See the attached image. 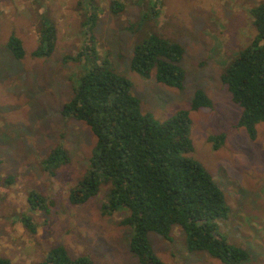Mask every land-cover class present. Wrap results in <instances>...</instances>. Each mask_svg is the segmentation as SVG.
Listing matches in <instances>:
<instances>
[{
  "label": "rangeland",
  "instance_id": "1",
  "mask_svg": "<svg viewBox=\"0 0 264 264\" xmlns=\"http://www.w3.org/2000/svg\"><path fill=\"white\" fill-rule=\"evenodd\" d=\"M112 1L0 0V257L33 264L63 245L72 257L88 256L92 264L138 263L130 250L132 228L122 224L128 211L103 213L110 183L86 203L69 198L89 171L97 143L86 122L62 112L83 70V63L69 56L80 51L85 22L96 12L99 54L132 81L142 111L160 121L190 111L191 155L212 174L231 209L219 222L220 231L249 253L241 264H264V122L252 138L239 125L243 108L222 79L256 35L249 11L264 0H121L125 9L117 13ZM44 23L56 27V47L52 55L36 57ZM152 34L183 47L182 88L159 82L156 70L145 78L132 69L136 45ZM11 36L22 40L23 58L10 51ZM199 90L212 107L192 109ZM220 135L223 140H210ZM58 146L70 161L58 168L49 163L51 173L44 161ZM31 191L44 196V209L31 207ZM26 216L36 224L35 233L26 227ZM172 237L149 234L165 264H226L207 251L189 250L181 227H174Z\"/></svg>",
  "mask_w": 264,
  "mask_h": 264
},
{
  "label": "trees",
  "instance_id": "2",
  "mask_svg": "<svg viewBox=\"0 0 264 264\" xmlns=\"http://www.w3.org/2000/svg\"><path fill=\"white\" fill-rule=\"evenodd\" d=\"M110 8L121 12L125 4L113 0ZM249 12L256 35L227 65L222 79L233 101L243 108L239 125L254 138L256 125L264 122V2ZM90 17L85 22L84 44L75 56H69L82 62L83 70L74 95L62 112L86 122L97 136V143L90 169L71 189L70 201L86 203L100 193L104 183H110L103 213L128 211L122 224L132 228L130 250L137 256V264H165L149 234L156 232L172 241L175 226L186 232L189 250L207 251L226 264L243 263L249 253L220 231L219 222L227 219L231 211L224 193L212 174L191 155L194 144L190 111L181 110L164 121L143 112L132 81L117 73L108 58L100 56L94 32L98 14L93 12ZM38 36L34 56L52 55L56 27L44 23ZM8 47L16 58L24 57V46L18 37L11 36ZM184 52L179 43L152 34L136 45L131 66L145 78L156 70L159 82L182 88L187 77L181 66ZM212 106L211 98L204 91H197L192 109ZM215 139L221 141L224 135L210 138ZM69 161L67 151L58 146L44 162L50 171L49 163L57 162L54 167L58 168ZM29 203L35 210L46 207L44 196L36 191L30 192ZM23 220L35 233L32 218L26 216ZM0 264L17 263L0 257ZM33 264H92V260L88 256L72 257L65 246L59 245L43 261Z\"/></svg>",
  "mask_w": 264,
  "mask_h": 264
}]
</instances>
